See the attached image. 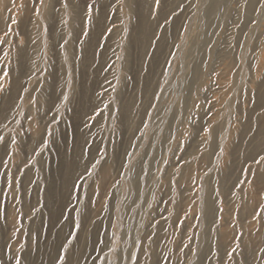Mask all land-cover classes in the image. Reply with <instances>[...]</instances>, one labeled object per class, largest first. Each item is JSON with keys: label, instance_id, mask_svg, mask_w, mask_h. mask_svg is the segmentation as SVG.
<instances>
[{"label": "rangeland", "instance_id": "374dc122", "mask_svg": "<svg viewBox=\"0 0 264 264\" xmlns=\"http://www.w3.org/2000/svg\"><path fill=\"white\" fill-rule=\"evenodd\" d=\"M54 2L0 0V264H264V0Z\"/></svg>", "mask_w": 264, "mask_h": 264}, {"label": "snow or ice", "instance_id": "6c2138e0", "mask_svg": "<svg viewBox=\"0 0 264 264\" xmlns=\"http://www.w3.org/2000/svg\"><path fill=\"white\" fill-rule=\"evenodd\" d=\"M39 4L41 6H44V0H38ZM13 5L15 4V0H12ZM56 3H59L61 8H63L65 11L68 10L69 8V3L68 0H55L54 3H52V9L53 11H58L59 9L56 8ZM22 6V5H21ZM154 6L159 8L160 6V0H154ZM94 8V4H88L87 5V11H86V16L89 17L90 19V14L93 11ZM36 12V15H39V11L38 10H34ZM5 35H7V33H5ZM6 41L0 39V45L5 44ZM21 43H23V41H21ZM65 43H67V41H65ZM6 75V74H5ZM3 86H0V92H2ZM156 98V97H154ZM66 99V97H65ZM105 108H107V105H105ZM100 113L97 112L96 110H94V115H99ZM91 119V117H90ZM86 127L88 126L87 124L85 125ZM0 143H4V138L2 136H0ZM261 160H264V156H260ZM141 171H143V166L141 168ZM73 190L74 191H79L82 190V186H78V185H74L73 186ZM215 222V221H214ZM74 228L78 231L80 228V225L78 222H74ZM69 236L73 239H75V237H72V234L70 233ZM237 247H239V245H237ZM189 251H191V249H189ZM60 252L63 253V255H60L59 253L57 254L56 257V264H82V259L83 257H78L75 260H72L69 254V250L63 246H61ZM235 253V249H233V254ZM147 255L150 257L151 253H147ZM123 258V257H122ZM15 264H21V259L19 257L16 258L15 260ZM156 264H161V261L157 260Z\"/></svg>", "mask_w": 264, "mask_h": 264}, {"label": "bare ground", "instance_id": "6f19581e", "mask_svg": "<svg viewBox=\"0 0 264 264\" xmlns=\"http://www.w3.org/2000/svg\"><path fill=\"white\" fill-rule=\"evenodd\" d=\"M130 1V0H129Z\"/></svg>", "mask_w": 264, "mask_h": 264}]
</instances>
